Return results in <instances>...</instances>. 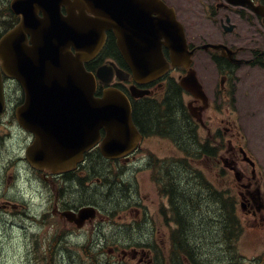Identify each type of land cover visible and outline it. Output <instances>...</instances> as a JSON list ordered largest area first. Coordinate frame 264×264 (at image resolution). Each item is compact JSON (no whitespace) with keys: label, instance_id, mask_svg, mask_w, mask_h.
<instances>
[{"label":"flooded vegetation","instance_id":"1","mask_svg":"<svg viewBox=\"0 0 264 264\" xmlns=\"http://www.w3.org/2000/svg\"><path fill=\"white\" fill-rule=\"evenodd\" d=\"M12 1L0 0V42L20 22V16L12 11ZM70 1L73 2L74 0ZM161 1L174 8L168 0ZM209 2L210 7L212 4H216L217 8L226 11V14L223 15L224 19H220L221 25L223 20L225 21L228 18L229 23L233 25L232 30L238 28L236 20L242 19L239 11L232 6L223 5L222 0H209ZM60 10L63 15H67L64 0L60 5ZM39 16L41 18L42 13H39ZM183 26L188 38L187 27L185 24ZM236 41V38H234L232 41L226 40L227 43H223L234 51L232 59L247 61L244 64L257 63L256 61L263 60L264 53H256V51L250 53L249 60L244 59L241 56L245 54L243 49L234 47ZM188 44L189 49L200 46L191 45L189 42ZM26 46L28 48L33 46L32 37L28 34H26ZM0 52L35 53L33 50L13 51L10 49V45H8V49L5 48ZM70 52L76 53L72 47ZM62 53H64V50ZM162 53L169 62L170 51L162 47ZM194 53H213L214 56L212 57H218L221 60V66H216L218 71L223 74L221 76L222 80H226L228 73H231L233 69L240 67L228 56L220 57L219 53H215V51L205 52L197 49ZM84 66L96 78L95 96H102L104 90L109 87L117 88L127 96L131 105L132 121L141 135V141L125 155L116 156L113 159L102 156L99 143L84 154L82 162L77 164L75 169L66 173L52 174L46 170L34 168L27 161L26 153L34 143L35 136L24 129L16 117V111L24 104L26 96L21 83L4 74L0 61V72L6 101V111L0 114V177L4 169L3 162L5 163V160L2 159V153L6 151L9 154L5 146H11V142L16 141L17 146L15 148L17 150H10L13 158H8L14 170L15 186H19L17 182H23L29 185L30 188L34 184L35 189L32 194L40 201L38 205H28L20 190L17 191L20 199L2 200L0 202L2 230H4L5 214L11 211L16 212L14 214L16 216L13 217L19 219V230H22L24 234L27 231L31 233V228H51L47 225L51 226L52 220L57 218L61 223L62 234L59 235L61 242L64 244V250L68 252V245L72 242L77 249L82 251H78V253L83 259L78 261L68 260L67 264H113L107 259L100 258L104 249H107L112 255L119 252L118 257L124 264L130 263L134 259L146 264H226L228 259L225 261L222 257L214 259L212 255H204L200 245L189 241L187 227L190 226L191 233H202V231L207 230L213 223L211 211H201L198 224H191L185 210L181 209L178 200V195L182 194L183 191H181L177 182L182 176L191 181L193 187H199L203 196H211L213 192L219 193L221 205L226 207L228 188H224L222 184V187L215 186L212 183L213 177L206 175L203 170L197 172L190 166L191 163L197 164L199 160H203L205 162L215 161V164L221 168L220 173H215L218 179H226L227 181L228 173L229 175L233 174L235 187H238L237 197L245 214L252 220L253 225L259 227L264 234V194L261 192V173L259 171L252 173V167L243 160L241 148H244L236 143L239 132L236 131L234 125L227 124V126H223L221 129L217 128L212 133V128L204 122V124H198L193 116L186 115L190 119L189 126L194 134V143L189 147L184 143L182 144L174 132L159 129L142 131V128L135 121L134 113L138 108L144 105L149 106L150 103L156 105L160 114H165V103H168L171 86L176 83L173 73L176 71L183 72V68L170 66L168 73L160 79L143 83L135 82L132 70L123 59L117 46V38L112 31L106 32V39L100 51ZM100 68H104L103 72L113 71L110 84L101 83V79L97 76ZM117 69L130 75L124 80L123 75L121 77L116 75ZM133 86L138 90L147 91L148 94L135 97L131 89ZM179 100L182 102L180 95ZM186 104H191L196 112L202 107L199 100L191 97H189ZM211 104L212 102H210ZM9 107H11V114L8 113ZM167 107H170V105L167 104ZM198 126L205 128L207 131L208 137L205 139V143H201L197 136ZM100 134L103 139L105 136L103 130ZM155 139L161 140L167 145L160 154L150 149V141ZM21 141L24 143L22 148L19 145ZM181 152L184 154L183 159L180 157ZM246 153L252 159L247 151ZM239 163L249 166V175L239 168ZM254 163L257 166L256 160ZM222 174H224L223 177ZM139 175H141V179L138 188L135 190L132 182ZM122 186L125 187L124 190L119 188ZM140 186L146 192L143 197L145 202H141L138 196L139 190H141L139 189ZM104 187H108V189L105 190ZM118 188L121 193H119ZM51 193H53V199ZM85 194L91 195L90 201L85 202V199L82 198V195L85 196ZM195 203L197 204L196 201ZM36 206L41 210L37 211ZM84 207H93L95 215L93 218L88 217L79 227L78 213ZM127 212L130 214L125 215ZM66 213L70 214L66 216ZM114 214H117L115 216L117 219L122 218L126 222L123 226L116 227L121 230V236L112 238V240L100 237L102 233L99 232L100 229L96 227V224L100 226L102 223H112L110 220ZM222 222L224 234L221 241L223 244L222 249L225 251L227 246V220H222ZM113 223L116 222L113 221ZM86 227H89L90 231L86 233L82 242L73 243L71 240L83 233ZM59 235H56L55 239ZM207 237L210 238L205 239L204 246L209 248L214 243L209 234ZM216 241L218 240L216 239ZM51 245L52 240L49 243L48 250L44 253H48L50 255L49 260L53 261L51 257L53 248Z\"/></svg>","mask_w":264,"mask_h":264},{"label":"water","instance_id":"2","mask_svg":"<svg viewBox=\"0 0 264 264\" xmlns=\"http://www.w3.org/2000/svg\"><path fill=\"white\" fill-rule=\"evenodd\" d=\"M226 1L249 8L264 25L262 5L252 0ZM61 4L62 0H13L11 8L20 22L0 42V51L10 45L13 51L35 52H0L4 74L18 80L26 96L16 117L35 136L26 153L31 166L52 174L73 170L84 153L99 144L101 130L105 136L100 152L107 159L125 155L139 142L128 98L116 88L95 97V77L84 67L100 51L106 32L112 31L117 38L135 82H150L168 72L170 64L162 53L165 47L170 51L171 65L186 70L180 86L207 106L208 99L191 67L195 50H189L174 10L161 0H64L67 15L61 13ZM225 30H232V26ZM26 34L32 37L30 48L26 46ZM71 47L76 53L70 52ZM202 48L221 50L223 56L232 53L223 45L206 44ZM103 69L97 76L102 84H109L113 72ZM121 74L128 78L117 69V76ZM132 94L142 97L148 92L132 87ZM5 107L0 72V114ZM191 112L194 114L193 109ZM78 214L80 227L88 217H94L95 209L84 207Z\"/></svg>","mask_w":264,"mask_h":264},{"label":"rangeland","instance_id":"3","mask_svg":"<svg viewBox=\"0 0 264 264\" xmlns=\"http://www.w3.org/2000/svg\"><path fill=\"white\" fill-rule=\"evenodd\" d=\"M168 2L176 9L178 20L186 25L188 42L191 45L227 43L226 40L232 41L236 38L237 41L234 43V47H242L245 54L241 56L247 60L250 59L249 53H252L253 49L264 51V28L258 25L255 18H253L254 25L249 24L244 19H237L238 28L234 29L232 33H226L223 31L220 23V19H224L223 15L226 14V11L222 8H217L216 4H212L210 7L208 5L210 3L209 0H168ZM243 12L247 14L246 10ZM212 54L196 53L193 58V68L196 70L197 77L202 83L210 102H212L208 109L203 112L202 119L207 126L212 128V133L217 128L221 129L223 126H227V124L235 126L236 131L239 132L236 143L243 146L248 154L257 162V170L261 173V191L264 194V68L259 65H241L235 68L233 72L228 73V77L223 84L224 90L221 94L220 79L223 74L218 71ZM262 61H264V58ZM181 75L183 73L180 71L173 73L176 81ZM183 99L185 104L189 101L187 95ZM10 109L11 107H9L8 113L11 114ZM198 137L201 143H205V139L208 137L205 128L198 126ZM19 145L21 148L24 147L22 141ZM150 145V149L157 154H160L167 146L163 141L156 139L151 140ZM15 146H17L16 141L11 142V146H5L9 154L6 151L2 153V159L5 160V163L3 162L4 169L0 177V202L2 200L13 201L14 198L20 199L17 193L20 190L24 195L23 199L26 200L25 202L28 205H38L39 199L32 194L35 189L34 184L30 188L29 185L23 182H17L19 186H15L14 170L8 160V158H13L10 150L16 151L17 148ZM183 156L184 154L181 152L180 157L182 159ZM259 164L261 170H259ZM190 166L197 172L203 170L206 175L213 177L212 183L215 186H221L222 184L224 188H228V195L236 199L238 187H235L233 174L229 175L228 173L227 181L226 179L216 178L215 173H220L221 168L215 164V161L205 162L199 160L197 164L191 163ZM238 166L249 175L250 168L248 165L239 163ZM140 179L141 175L133 180V189L136 190L138 188ZM104 188L105 190L108 189V187ZM119 188L121 190L125 189L124 186ZM119 188L118 191L121 193ZM139 189L141 190H139L138 196L141 202H143L146 192H144L141 186ZM51 197L53 199V193H51ZM82 198L87 202L92 197L89 194H85V196L82 195ZM237 200L239 199L237 198ZM236 203L237 215L242 226V233L236 243L237 252L232 254L225 248V251L222 253L212 254V257L214 259L222 257L226 261L230 255V257L239 258L242 264H258L256 261L257 257L264 254V234L259 227L253 225L252 220L241 210L240 201ZM103 206L105 207L104 204ZM35 208L37 211L41 210L38 206ZM15 213V211H11L5 214L4 230H2L0 224V264H67L68 260L78 261L83 259L78 253V251L82 252L81 249H77L72 242L68 245V252L64 250V244L61 242L59 235L62 234L61 223L57 218L52 220L51 226L47 225L51 228H31V233L34 234L32 236L28 231L24 234L22 230H19L20 221L13 217L16 216L14 215ZM128 214L130 213L127 212L125 215ZM131 214L133 215L134 213L132 212ZM116 215L112 216L110 220L112 223H102L100 226L96 224V227L100 229L99 232L102 233L100 237L112 240V238L121 236V230L116 227H121L126 222L122 218L117 219ZM113 221L116 223H113ZM55 227L58 229L57 231L54 229ZM89 231L90 228L86 227L84 232L80 234L81 236L79 235L71 241L73 243H81ZM56 235H59V237L55 239ZM51 240V247L53 248L51 257L53 261L49 260L50 255L48 253H44L48 250ZM102 253L101 259H107L113 264H124L118 257L119 252L112 255L107 249H104ZM138 262L137 259H134L132 262L126 264H146Z\"/></svg>","mask_w":264,"mask_h":264},{"label":"trees","instance_id":"4","mask_svg":"<svg viewBox=\"0 0 264 264\" xmlns=\"http://www.w3.org/2000/svg\"><path fill=\"white\" fill-rule=\"evenodd\" d=\"M256 3L264 6V0H254ZM262 63L261 65H263ZM264 66V65H263ZM183 90L178 84L171 86L168 103L166 104L165 114H160L159 109L154 104L140 106L134 113L135 121L142 128V131L150 129H159L174 132L179 141L190 147L194 143V134L189 126L190 119L186 117L188 115L184 106L179 100V95L182 96ZM167 104L170 107H167ZM189 116V115H188ZM180 186L182 194L178 195V200L181 209H184L188 221L191 224H198L201 211H211L213 223L207 230L202 233H191L190 226L187 227L189 241L194 242L196 245H200L204 255H212L216 253H222L224 250L222 244V235L224 230L222 229V220H227V240L229 252L234 254V243L241 233L240 222L236 215V201L233 196H229L226 201V207L221 205V196L219 193L213 192L211 196H203L199 187L192 186L191 181L182 176L177 182ZM109 198V197H108ZM197 202V204L195 203ZM194 207V208H193ZM223 211V212H222ZM189 223V224H190ZM230 230V231H229ZM218 231V232H217ZM208 234L213 239V243L209 248L204 246ZM205 236V238H204ZM200 239V240H199ZM216 239L218 241H216ZM216 241V242H215ZM219 243V244H218ZM51 252V251H50ZM53 253V251H52ZM230 264H241L231 262Z\"/></svg>","mask_w":264,"mask_h":264},{"label":"bare ground","instance_id":"5","mask_svg":"<svg viewBox=\"0 0 264 264\" xmlns=\"http://www.w3.org/2000/svg\"><path fill=\"white\" fill-rule=\"evenodd\" d=\"M81 191V190H80ZM208 197V196H207ZM174 200V199H173ZM194 208V207H193ZM223 212V211H222ZM183 217V216H182ZM227 225V224H226ZM188 226V225H187ZM204 228V227H203ZM186 229V228H185ZM224 230V229H223ZM230 231V230H229ZM218 232V231H217ZM149 237V236H148ZM200 240V239H199ZM219 244V243H218ZM176 245V244H175ZM225 246V245H224ZM196 259V258H195ZM224 261V260H223ZM217 263V262H216Z\"/></svg>","mask_w":264,"mask_h":264}]
</instances>
